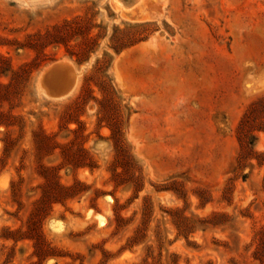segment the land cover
I'll return each mask as SVG.
<instances>
[{"label":"rangeland","instance_id":"374dc122","mask_svg":"<svg viewBox=\"0 0 264 264\" xmlns=\"http://www.w3.org/2000/svg\"><path fill=\"white\" fill-rule=\"evenodd\" d=\"M261 99L264 0H0V264H264Z\"/></svg>","mask_w":264,"mask_h":264},{"label":"trees","instance_id":"16d2710c","mask_svg":"<svg viewBox=\"0 0 264 264\" xmlns=\"http://www.w3.org/2000/svg\"><path fill=\"white\" fill-rule=\"evenodd\" d=\"M76 53L77 54H72V56L77 57L78 63H82L86 60L82 57L85 53L84 48L79 49ZM106 86L110 92H114L112 84L107 83ZM251 131L264 133V99L252 104V106L245 112L237 128V140L240 145L238 163L240 164L245 160L255 159L261 166H264V152L257 153L254 151L255 138L252 137L250 141L247 140ZM119 145V151L125 155V144L121 141Z\"/></svg>","mask_w":264,"mask_h":264},{"label":"bare ground","instance_id":"6f19581e","mask_svg":"<svg viewBox=\"0 0 264 264\" xmlns=\"http://www.w3.org/2000/svg\"><path fill=\"white\" fill-rule=\"evenodd\" d=\"M249 50L247 49V52ZM125 70L127 72V74L134 76L136 74V72H138L139 70V64L136 63V61H126L125 63ZM77 74V73H76ZM138 76V75H137ZM144 83V82H143ZM208 84V83H207ZM144 85V84H143ZM215 88V87H214Z\"/></svg>","mask_w":264,"mask_h":264},{"label":"water","instance_id":"95a60500","mask_svg":"<svg viewBox=\"0 0 264 264\" xmlns=\"http://www.w3.org/2000/svg\"><path fill=\"white\" fill-rule=\"evenodd\" d=\"M60 65L54 66L51 70L58 68Z\"/></svg>","mask_w":264,"mask_h":264}]
</instances>
